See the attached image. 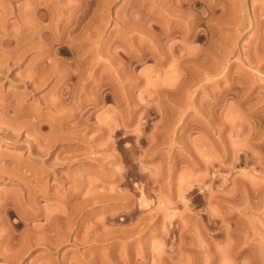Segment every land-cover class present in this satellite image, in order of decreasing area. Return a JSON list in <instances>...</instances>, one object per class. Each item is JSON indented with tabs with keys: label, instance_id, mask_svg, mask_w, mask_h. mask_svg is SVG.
I'll return each mask as SVG.
<instances>
[{
	"label": "rangeland",
	"instance_id": "1",
	"mask_svg": "<svg viewBox=\"0 0 264 264\" xmlns=\"http://www.w3.org/2000/svg\"><path fill=\"white\" fill-rule=\"evenodd\" d=\"M0 49V264H264V0H0Z\"/></svg>",
	"mask_w": 264,
	"mask_h": 264
},
{
	"label": "bare ground",
	"instance_id": "2",
	"mask_svg": "<svg viewBox=\"0 0 264 264\" xmlns=\"http://www.w3.org/2000/svg\"><path fill=\"white\" fill-rule=\"evenodd\" d=\"M17 9V8H16ZM18 10V9H17ZM16 11V10H15ZM15 13V12H14ZM16 14V13H15ZM17 15V14H16ZM3 18V17H2ZM15 21L17 20V16H15ZM16 44V43H15ZM12 48V47H11ZM4 49V48H3ZM3 49H0V52H1V50L3 51ZM13 50H14V52L16 51V45L15 46H13ZM18 50V49H17ZM4 52V51H3ZM13 52V53H14ZM16 53V52H15ZM3 57V56H2ZM1 57V55H0V70H1V72H2V66H3V64L6 62V61H4L5 59L4 58H2ZM10 57V56H9ZM12 57V56H11ZM4 59V60H3ZM14 59V58H13ZM11 61H13V60H11ZM4 62V63H3ZM13 63V62H12ZM9 64V63H8ZM8 64H7V66H8ZM4 67V66H3ZM4 69V68H3Z\"/></svg>",
	"mask_w": 264,
	"mask_h": 264
}]
</instances>
